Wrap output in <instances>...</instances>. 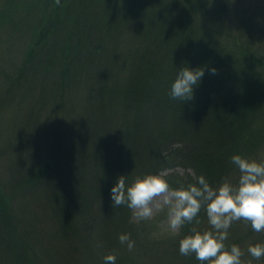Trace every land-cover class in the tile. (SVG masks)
Masks as SVG:
<instances>
[{
  "label": "trees",
  "instance_id": "obj_1",
  "mask_svg": "<svg viewBox=\"0 0 264 264\" xmlns=\"http://www.w3.org/2000/svg\"><path fill=\"white\" fill-rule=\"evenodd\" d=\"M232 1L196 0L189 12L191 0H0V51L14 46L0 64V113L11 116L13 104L30 100L39 115L72 116L57 142L47 141L48 154L29 156L26 163L23 153L35 150L38 134L28 131V122L21 128L13 120L0 122V157L14 181L9 187L0 180V264H51L35 254L30 230L25 223L28 231L22 229L11 204L42 185L51 188L54 208L48 212L62 235L50 239L63 240L74 258L84 238L74 221L93 215V201L107 203V249L118 258L125 245L117 239L130 212L111 206L119 176L130 184L137 176L183 167L189 172L166 177L171 187L196 183L194 173L215 188L226 176L238 179L233 155L264 157V22L242 27L232 16L236 5L261 1ZM120 42L128 49L118 50ZM184 66L205 69L188 102L169 96ZM198 219L199 225L183 226L173 239L175 264H201L179 253L178 239L192 226L209 228L203 209ZM88 243L84 264H100ZM257 243L264 244V232L244 221L233 223L225 241L240 246L244 260L252 258L243 245ZM155 246L147 241L138 252L146 255ZM67 258L55 264H70ZM252 264H264V258Z\"/></svg>",
  "mask_w": 264,
  "mask_h": 264
},
{
  "label": "clouds",
  "instance_id": "obj_2",
  "mask_svg": "<svg viewBox=\"0 0 264 264\" xmlns=\"http://www.w3.org/2000/svg\"><path fill=\"white\" fill-rule=\"evenodd\" d=\"M55 3L59 4L60 0ZM216 71L211 69L212 74ZM204 74L203 67L179 69L170 87V98L191 101L194 88ZM230 163L239 172L238 179L234 183L226 176L215 188L203 175L196 177L194 173L196 183L178 188L169 185L165 172L137 176L130 184L126 182V176L121 175L110 190L112 207L127 206L136 223L149 220L155 212L166 209L164 223L173 233L193 222L199 225L198 216L203 209L209 228L201 231L192 226L191 234L179 241V253L194 255L201 264H252L253 260L264 258V244H249L247 254L252 259L244 260L245 252L240 246L226 245L225 241L233 223L239 221L249 224L254 232H264V157L257 160L236 154ZM118 239L128 251L134 249L135 241L129 234H121ZM103 259L104 264H116L117 257L111 253Z\"/></svg>",
  "mask_w": 264,
  "mask_h": 264
},
{
  "label": "rangeland",
  "instance_id": "obj_3",
  "mask_svg": "<svg viewBox=\"0 0 264 264\" xmlns=\"http://www.w3.org/2000/svg\"><path fill=\"white\" fill-rule=\"evenodd\" d=\"M195 1L196 0H191L192 4L188 5L190 8L189 12L194 11ZM260 1L261 4L251 2L252 5H246L244 3H240L238 6L236 5L232 9L234 23H237L239 26L244 27L247 24L260 25L261 22H264V0ZM219 19L221 20V18ZM224 32V29L220 30V34H223ZM130 45L133 46V44L131 43ZM118 46V50L123 51L125 49H128L129 45L127 44V42H120L118 43ZM11 50H14V46H3L2 50L0 51L1 66H5V63L8 60L9 51ZM121 62H123L124 65L127 61L122 60ZM10 109L11 116L9 115L7 110L0 113V122L8 121L9 123L11 122V120H13V126H16L18 128L25 126V124L28 122V131L30 133H33L34 135L38 134L39 136L37 137L38 139L36 138L38 142L33 145L35 150L31 149L30 151L23 153V162L26 158H29V156L32 155H42L43 157H45L49 151L47 141H49L53 146V144L57 142V139H54V137L57 136L58 133H60L61 127H63L64 129L66 122L68 123L72 120L71 114H68L64 121L60 118L54 117V115L50 111H45L44 113L39 115L31 107L30 100L25 104H19L18 102H16L11 106ZM45 134L50 138L44 139V137H46ZM4 138L5 137L1 139ZM26 162L27 161H25L24 163ZM23 165L24 167H27L28 164ZM19 170L20 169H18V171ZM27 170L29 171V169L26 168V172H24L25 174L28 173ZM164 172L166 173V177H168L170 175H175L176 173L184 175L185 172L189 171H187L183 167H175ZM0 180L2 181V183L9 185V187H11V183L14 182L12 171L8 167L7 160H2L1 157ZM16 180H18L17 176ZM172 188L177 187L173 186ZM49 189L51 191V188L49 186L45 187L42 185L39 189L28 191V195L23 197V201L19 202L17 201V199L14 202L11 201L14 214L15 216H17V221L21 222L20 225L22 226V229L28 231L24 227L25 223V226H28L27 228H29L30 230V243L33 245L32 248L35 249V254L38 255L41 260L46 263L55 264L57 260L61 261L62 258L64 259L66 257H69V259H67L70 264H84L83 256L86 254L85 250H87L86 243L90 242L91 245L88 243V247H90V249L92 250L95 249L94 251L96 259L100 261V264H104V255L109 254L110 251L107 248L112 244V237L108 234L109 229L105 228V226H107L110 222L109 219L105 218V214H109L107 203L104 206H100L96 200H92L93 207L91 208V212H93V215L91 217L88 216L87 218H77L74 221L73 224L75 229H77L76 232L78 234H82L81 237L83 236L84 238L83 240H80L78 242L77 245L79 248V252L78 255L74 256L73 258V256H70V254H72L71 249L68 245L66 246V244L62 243L63 240L57 241L50 239V237H53L52 235H54V233H57L60 238H62V235H60L59 229L57 228L58 225L55 226L56 223L54 222V219H52L51 213L48 212L50 210L49 207L54 208V205L51 201L52 195ZM22 195L23 194H21V196ZM75 196L76 190H73L72 198ZM47 201H49L50 203L47 204ZM166 211V209L164 211H157L154 213L151 219L140 221L139 223L133 222L131 210L130 212H128V222L126 223L127 227L126 230L122 228L121 234H129L130 238L135 241V247L131 252L128 251L126 245V248L125 246L120 247V256L116 259V264H144L145 262H147V264H175V258L169 253L171 251L175 252L178 249L173 239H175L176 235L178 236L180 229L177 232L173 233L170 229L167 228L166 224L164 223L166 221ZM36 217L38 220H40L39 223L37 222L38 224L36 223ZM45 217H49L50 220H44ZM242 228L244 227L238 229ZM42 229L47 231L48 236L44 235ZM114 235L116 237V234ZM178 239L181 240L180 238ZM117 241L119 243V239H117ZM147 241L156 243L155 248L151 250V252L153 253L151 258V252L146 255H141L138 252L139 247H142L144 244L146 245ZM92 244H94V246ZM102 244H104L105 246H103ZM116 246L118 247L117 244ZM168 246L169 248H171L170 250H168L169 252L167 251ZM243 246V248L247 249V244ZM104 248H106L107 251H104ZM166 253L168 254L166 255ZM171 254L174 255V253ZM148 258H150V260H148ZM89 260L90 259H88V261Z\"/></svg>",
  "mask_w": 264,
  "mask_h": 264
}]
</instances>
